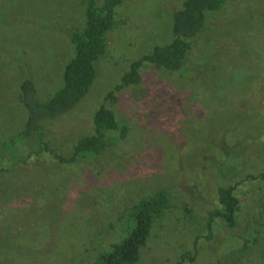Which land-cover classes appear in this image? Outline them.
I'll return each instance as SVG.
<instances>
[{"label":"rangeland","instance_id":"obj_1","mask_svg":"<svg viewBox=\"0 0 264 264\" xmlns=\"http://www.w3.org/2000/svg\"><path fill=\"white\" fill-rule=\"evenodd\" d=\"M183 2L121 0L85 98L23 135L21 84L31 78L41 101L58 90L86 0H0V264H93L125 236L131 208L160 189L168 205L139 264H264V179L250 177L264 172V0L210 12L182 69L145 64L143 82L113 105L128 134L102 154L64 163L50 151L69 158L93 133L131 62L173 39ZM238 182L237 226L216 218L207 238L218 188Z\"/></svg>","mask_w":264,"mask_h":264},{"label":"trees","instance_id":"obj_2","mask_svg":"<svg viewBox=\"0 0 264 264\" xmlns=\"http://www.w3.org/2000/svg\"><path fill=\"white\" fill-rule=\"evenodd\" d=\"M226 0H184L173 17V39L164 45H155L151 52L131 62L128 70L122 75L120 83L105 96L109 104H101L94 113V131L80 138L71 157L65 158L55 150H50L60 161L71 162L78 157L97 156L102 154L113 140H120L128 134L126 123L117 119L113 105L118 101L120 90L138 86L143 82L145 64L170 71L182 69L186 64L193 41L206 26L210 12L220 10ZM121 0H105L102 7L96 0H86V21L81 30L70 32L73 44V57L66 63L62 84L47 100L41 101L37 88L31 78L21 84L20 100L28 110L24 134L34 129H42L40 122L53 119L74 109L87 95L97 77V61L107 52V32L116 24L115 8ZM110 106V107H109ZM121 130L119 136H107L114 130ZM48 144H46L47 147ZM49 148V147H47ZM48 150V149H47ZM251 178L264 179V172ZM235 185L218 188V206L210 210L207 216V238L212 237L213 221L218 218L229 229L237 226V213L240 198ZM168 205L166 190L160 189L152 195L142 198L132 208L125 236L114 242L111 248L101 251L93 264H139L140 250L152 234L156 220L164 215ZM247 244L237 250V256L247 249ZM197 252V251H195ZM190 251L182 257L194 259ZM220 264V263H219ZM222 264V263H221ZM226 264H237L235 260Z\"/></svg>","mask_w":264,"mask_h":264}]
</instances>
